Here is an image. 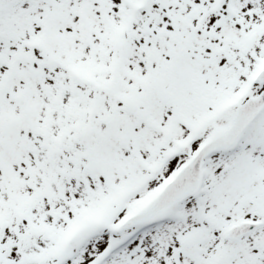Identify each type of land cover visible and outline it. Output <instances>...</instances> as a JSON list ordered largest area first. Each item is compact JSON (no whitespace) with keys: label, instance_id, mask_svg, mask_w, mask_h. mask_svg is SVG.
I'll list each match as a JSON object with an SVG mask.
<instances>
[{"label":"snow or ice","instance_id":"obj_1","mask_svg":"<svg viewBox=\"0 0 264 264\" xmlns=\"http://www.w3.org/2000/svg\"><path fill=\"white\" fill-rule=\"evenodd\" d=\"M0 264H264V0H0Z\"/></svg>","mask_w":264,"mask_h":264}]
</instances>
